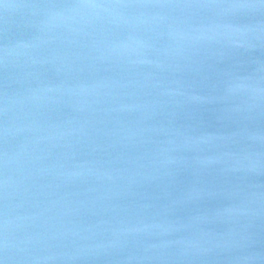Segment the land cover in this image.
Listing matches in <instances>:
<instances>
[{"label": "water", "instance_id": "1", "mask_svg": "<svg viewBox=\"0 0 264 264\" xmlns=\"http://www.w3.org/2000/svg\"><path fill=\"white\" fill-rule=\"evenodd\" d=\"M0 264H264V3L0 0Z\"/></svg>", "mask_w": 264, "mask_h": 264}, {"label": "snow or ice", "instance_id": "2", "mask_svg": "<svg viewBox=\"0 0 264 264\" xmlns=\"http://www.w3.org/2000/svg\"><path fill=\"white\" fill-rule=\"evenodd\" d=\"M261 3H264V0H260Z\"/></svg>", "mask_w": 264, "mask_h": 264}]
</instances>
